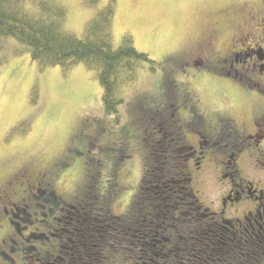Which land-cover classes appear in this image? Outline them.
Listing matches in <instances>:
<instances>
[{
  "label": "trees",
  "instance_id": "trees-1",
  "mask_svg": "<svg viewBox=\"0 0 264 264\" xmlns=\"http://www.w3.org/2000/svg\"><path fill=\"white\" fill-rule=\"evenodd\" d=\"M84 2L97 10L80 38L65 30L66 9L58 0H0V52L18 43L28 49L39 68L69 70L84 64L95 72L102 88L104 113L112 114L123 102L121 88L135 80L138 66L146 62L154 67L155 62L136 50L129 35L113 44L111 3L99 7V0ZM11 53L20 50L11 49ZM176 57L168 61L172 64ZM164 87H171L168 74ZM103 128L102 119L85 120L59 157L57 168L62 170L75 158H84L85 180L72 202L50 189L28 203L38 210L36 200L40 201L47 212L39 210V216L50 220H38L22 210L18 219L22 228L31 229L28 238L36 244L24 248L27 258L39 259V264H109L120 259L130 264L264 262L262 229L239 233L200 201L186 168L188 151L178 138L173 148L163 141L142 142L143 173L137 192L124 214H113L110 194L115 191L117 167L128 156L129 147L123 141H109L86 152L80 148L84 143L94 146L97 132ZM97 151L109 153L113 162L109 189L104 192L100 189L102 161L93 154Z\"/></svg>",
  "mask_w": 264,
  "mask_h": 264
},
{
  "label": "rangeland",
  "instance_id": "rangeland-1",
  "mask_svg": "<svg viewBox=\"0 0 264 264\" xmlns=\"http://www.w3.org/2000/svg\"><path fill=\"white\" fill-rule=\"evenodd\" d=\"M58 1L66 9L65 30L83 38L97 7L88 6L84 0ZM109 3L113 8V44L118 45L124 35L131 36L136 50L146 53L155 62L154 67L146 62L141 63L136 70L135 80L120 90L123 102L117 112L105 114L101 101L102 88L95 72L84 64H77L69 70L61 66L39 68L31 60L28 49L18 43L11 44V49H18L20 53L12 54L11 49L0 52V182L15 172L27 170L35 173L52 164L67 150L82 122L102 119L106 129L99 138V146L109 141H125L129 147L128 156L117 167L115 191L110 194L111 212L122 215L131 204L143 173L142 148L136 137L140 131L150 127L147 125L142 129L139 123H131L129 105L139 96L149 97L156 103L163 95L167 72L173 67L168 58L190 51L213 20L233 19V11L227 10L230 5L242 4L244 9L240 11L241 15L252 9L255 0H99V7ZM226 33L230 35L231 31L226 29ZM191 69L190 74L189 71L188 74H173L176 84L180 89L187 88L191 97H196L198 108L209 113L211 118L223 115L228 110H237L246 103V93L236 85L221 76H215L212 71ZM188 114V110H182L180 122L183 123ZM193 133L192 128L183 126L182 134L188 143L195 142ZM93 154L102 161L100 189L108 191V180L113 171L112 158L109 153L97 151ZM262 162L264 160L257 163L259 168L264 167ZM189 163L187 160L186 168L190 174ZM190 176L203 205L215 207L221 190L211 183L208 173L203 171L198 177ZM84 180V158L77 157L69 167L59 172L55 192L64 200L72 202L71 197L78 193ZM21 182L22 177L18 174L9 186L17 188ZM41 194H45L43 187L35 196L38 198ZM36 202L39 204L38 210L25 208L26 213H36L33 217L38 220H50L48 216H39V210L47 211L40 207V201ZM258 206L261 207V203ZM5 208L13 213L14 224L23 231L18 219L22 207L17 204L13 209V206L5 204ZM260 213L263 217L262 208ZM256 221L255 224L251 220L252 225H256L254 229L258 228L259 223L261 231H264V220ZM34 227L37 226L34 224ZM249 229L246 228L247 231ZM30 230L24 232L26 237ZM28 246L36 244L30 240L25 248ZM109 264L130 263L120 259Z\"/></svg>",
  "mask_w": 264,
  "mask_h": 264
},
{
  "label": "flooded vegetation",
  "instance_id": "flooded-vegetation-1",
  "mask_svg": "<svg viewBox=\"0 0 264 264\" xmlns=\"http://www.w3.org/2000/svg\"><path fill=\"white\" fill-rule=\"evenodd\" d=\"M242 7V4L230 5L227 10L233 11V19L213 20L190 51L174 55L177 57L172 70L167 72L171 87L163 86V95L156 103L149 97L139 96L128 108L131 123H139L142 129L150 125L136 137L140 147L144 141L155 144L163 141L173 148L175 138L185 144L190 174L198 177L200 172L206 171L211 183L221 190L216 206L209 208L223 222L229 221L239 233L245 227L255 230L256 225H252L251 220L255 224L256 220H264L260 213L261 208L264 212V167L257 166L264 160V0H255L252 9L240 15ZM226 29L231 31L230 35ZM190 69L212 71L215 76L236 85L246 93V103L237 110L211 118L198 108L194 95L193 102L187 88L180 89L176 84L173 74H190ZM182 110L189 111L183 123L180 122ZM183 126L192 128L194 143L185 141ZM95 127L91 130L93 133ZM104 131L105 128L96 131L97 138L91 148L82 144V152L101 148L103 145L96 144L99 145ZM59 161L60 158L35 173L15 172L0 182V264L40 263L39 259L29 260L25 256L24 248L30 242L24 234L27 229L22 231L14 224L13 213L7 211L5 204L13 209L17 204L29 209L28 203L41 187L55 192L58 171L62 170L57 168ZM18 174L22 177L20 187H10ZM257 227L262 229L259 223Z\"/></svg>",
  "mask_w": 264,
  "mask_h": 264
}]
</instances>
